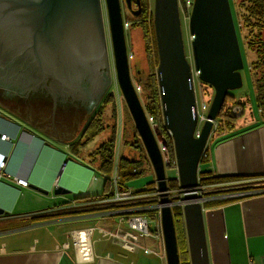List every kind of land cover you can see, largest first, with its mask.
<instances>
[{
	"label": "crops",
	"instance_id": "crops-1",
	"mask_svg": "<svg viewBox=\"0 0 264 264\" xmlns=\"http://www.w3.org/2000/svg\"><path fill=\"white\" fill-rule=\"evenodd\" d=\"M236 101L242 103L234 97L232 103ZM81 115L69 123L54 121L52 126L56 118L47 104L31 112L13 100L0 99V136H6L0 138V162H5L0 169V264H166L160 210H153L158 215L153 214V226L149 227L153 236H141V248L130 251L108 234L116 227L127 228L125 213L108 212L113 210L108 206H81L111 197L115 184L134 190L117 173L120 157L131 158L119 154L121 130L116 124L112 127L114 145L116 133L118 140L112 167L105 173L94 155L95 147L90 150L84 146L91 138L81 136L90 117L83 121ZM223 120V116L214 120L204 149L205 167L198 168L197 173L199 177L200 171H208L223 179L205 183L202 192L213 187L254 188L205 196L201 193L209 264H264V118L250 115L244 120L234 119L232 127L218 130L217 124ZM92 126L89 132L97 133L96 126ZM135 170L133 167L131 171ZM16 178L25 180L26 185L18 184ZM58 185L69 192L54 193ZM153 185L154 180L145 186ZM174 206L179 207L171 208ZM69 210L78 213L65 214ZM146 212L130 214L146 217ZM59 213L64 215L57 216ZM90 227L94 229L86 232Z\"/></svg>",
	"mask_w": 264,
	"mask_h": 264
},
{
	"label": "water",
	"instance_id": "water-1",
	"mask_svg": "<svg viewBox=\"0 0 264 264\" xmlns=\"http://www.w3.org/2000/svg\"><path fill=\"white\" fill-rule=\"evenodd\" d=\"M121 2L132 16L140 11V0H104L116 83L160 191L166 264H180L165 165L130 77ZM132 2L137 7L134 11ZM152 9L161 111L172 140L180 195L185 201L182 215L190 264H209L202 196L197 192L198 164L228 90L242 85L243 60L229 0H192L187 21L192 37V65L184 51L178 0H153ZM103 35L99 0H0V75L4 84L23 81L29 86L44 84L49 78L52 93L54 90L56 94L73 97L82 83L79 90L84 96L85 84L93 83L95 72L103 66ZM192 67L198 71V79L213 88L206 119L197 136ZM100 89L99 84L94 94ZM68 192L61 185L54 189L56 194Z\"/></svg>",
	"mask_w": 264,
	"mask_h": 264
},
{
	"label": "rangeland",
	"instance_id": "rangeland-1",
	"mask_svg": "<svg viewBox=\"0 0 264 264\" xmlns=\"http://www.w3.org/2000/svg\"><path fill=\"white\" fill-rule=\"evenodd\" d=\"M148 1L151 7L153 8V0H148ZM99 4H100V13L102 18V28L104 32L103 39L106 50L105 57L103 59V66L99 68L94 74L95 81L91 84H85L86 87L82 90L84 92V97L87 99V101H86V105L82 107V112H81L82 115L80 114L81 115L80 117L83 118V121L86 116L90 117L91 114H93V110L101 103L103 97L107 93H112L113 98L110 99L109 102L103 103V105L100 107L101 108L100 116L102 117L101 119L103 126L102 129L95 134L94 132L91 133L92 136L90 140L84 146H87L86 148L90 150L94 147L96 149L99 145L104 144L108 140H113L112 145L115 148L118 140V133H116L117 140L114 145L115 141L112 135V127L115 126L116 124L118 129L121 130L120 131L121 136L119 141V146H120L119 154L131 156L130 168L132 170V168L134 167L137 170V176L123 181L134 190L142 189L145 187L146 183L155 180V175L151 163L146 155L145 149L142 146L139 137L135 135L133 120L131 118L128 108L124 102L123 97L121 96V93L116 83L104 0H99ZM229 4H230L237 40L243 60V67L240 70L242 85L239 88L228 90L229 94L239 98L242 102V103L237 101L234 103L230 102L228 103V106L232 107L235 104L240 105L241 111L238 110V113L236 115H232L230 113L226 115L232 116V119L234 118L237 120L238 119L244 120L248 118L250 115L252 117H254L255 115H259L261 117L255 97V92H254L255 88L253 85L254 84L253 75L256 71L254 66L257 60V52L255 50L248 48V46L245 43L244 40L245 31L242 29V27L239 24L237 11H236L237 10L236 1L229 0ZM121 9H122L123 21L127 24L125 28V41H126L127 52L128 55L130 56V58L128 59L130 77L133 85H137L139 82L140 85L139 84L138 85L141 87L142 82H144L145 80L148 62L146 58L144 40L141 29L139 26L132 27L131 25L132 23L139 22V19L137 17L132 16V14L126 9L125 5L122 2H121ZM180 21H181L180 22L181 33H182L185 55L188 62L192 65V55L190 49L191 38L187 28L188 15L183 14L181 12ZM80 84L82 88V83ZM99 84L101 89L99 92L94 94L95 88H97V85ZM193 84H194L195 100L198 107H200L201 102H204L207 106H209L210 100L213 96V88L207 85L206 83H203L195 75L193 77ZM79 88L80 86L77 89L78 91H76L77 95H79V92L81 90V88L80 90ZM138 96L145 109V105L148 103L147 91L142 90L141 87V91L138 92ZM98 98L99 100L98 102H96ZM52 101L53 100H50V102L47 104L48 109L51 111L52 108L54 107V102ZM51 102H52V108H51ZM17 103L21 108L24 107L26 108V110H29L31 112L41 110L44 108V104L46 105L43 99L37 98L35 97V95L26 96L25 98L20 99ZM94 104L96 105L94 106ZM221 125H222V121L218 122L217 127H221ZM92 127H95V123L93 124ZM94 155L101 163L100 156L97 154ZM90 157L91 160H94L93 155ZM115 158H116V154H114V159ZM204 167L205 165L203 164V162H199L198 168H204ZM104 172L108 173V171H104ZM164 174L167 181L166 182L167 187L170 189H177L179 185L175 175V167L165 166ZM150 185H152V183H150ZM216 189H217L216 187H213V189L205 190L204 192H211ZM136 204H140V203H136ZM173 209L174 208L172 207L171 210L173 211ZM69 212L71 211L69 210ZM153 214H155V216L158 217L155 211L154 213L153 211L146 212V217L150 229L153 226L152 223V220L154 219Z\"/></svg>",
	"mask_w": 264,
	"mask_h": 264
},
{
	"label": "trees",
	"instance_id": "trees-1",
	"mask_svg": "<svg viewBox=\"0 0 264 264\" xmlns=\"http://www.w3.org/2000/svg\"><path fill=\"white\" fill-rule=\"evenodd\" d=\"M237 6V16L239 20V24L242 29L245 31L244 40L248 48L255 50L257 52V60L255 63V73L253 77L254 88L256 92V101L258 104V108L260 110L261 116L264 118V0H235ZM140 5L142 6V13L137 16L139 22L132 23V27L139 26L143 35L144 40V47L146 58L148 62L147 72L145 76L144 82H142V90L147 91L148 93V103L145 105V112L148 117H152L153 121L155 122V126L157 132L161 134L166 144L169 147L170 155L173 159V147H172V140L171 137L168 135L166 128L164 127L162 111H161V104H160V95H159V88H158V80L156 75V69L158 64V56H157V49H156V42L154 36V28H153V20H152V7L148 0H140ZM150 6V7H149ZM139 84V82H138ZM134 85V87H139L141 91V87L139 85ZM113 98L112 93H107L101 103L93 110V114H91L90 118L88 119L86 125L83 128V132L81 136H88L89 138L92 136L89 132V127L95 122L96 130L99 132L102 129V117L101 114V106L103 103L109 102L110 99ZM228 101V102H226ZM234 101V96L231 94H227L222 102L221 108L218 112L217 117L223 116L224 120L222 122L221 127H232L231 123L234 120L231 116L224 114L225 108L228 106V103ZM226 111V110H225ZM98 115V116H97ZM223 126V127H222ZM88 130V131H87ZM217 130V129H216ZM88 132V134L86 133ZM135 135H137L136 130H134ZM86 133V134H85ZM96 133V132H94ZM140 140V139H139ZM113 140H108L104 144L99 145L94 154H97L101 158L100 167L101 170L109 171L112 167L113 162V149L114 146L112 145ZM141 142V141H140ZM113 146V149H112ZM136 146V145H134ZM206 152L202 154L200 158V162L206 159ZM131 158H126L121 156L118 161L117 173L121 181L127 180L129 178L137 176V171H131ZM173 166V165H172ZM133 169V168H132ZM199 175L201 176L199 183H215L218 182L223 177H214L209 175L208 171H200ZM109 182L108 178H106V190H107V183ZM252 186H240V187H233V188H217L214 191L206 192L202 194L208 193H233V192H240L246 191L249 189H253ZM105 190V191H106ZM172 200L178 199V194H175L171 198ZM173 221L175 227V235H176V242L178 248V255L180 264H189L188 262V250H187V240L185 236V229H184V221L183 215L179 207H173ZM90 210V209H89ZM86 210V211H89ZM86 212L85 210H83ZM81 212V211H80ZM68 213H78V211L67 212ZM57 216L64 215L62 213L56 214Z\"/></svg>",
	"mask_w": 264,
	"mask_h": 264
},
{
	"label": "built area",
	"instance_id": "built-area-1",
	"mask_svg": "<svg viewBox=\"0 0 264 264\" xmlns=\"http://www.w3.org/2000/svg\"><path fill=\"white\" fill-rule=\"evenodd\" d=\"M192 6V0H178V7H179V13L183 14H189L190 9ZM127 24L124 22V27L126 28ZM190 38H192L190 36ZM192 79L194 75L198 76V71L195 69H191ZM198 78V77H197ZM137 92L140 91L139 87H135ZM197 107V115H198V121L197 126L194 131V135L197 136L200 125L202 122L206 119V111L208 106L201 102L200 107L196 104ZM238 110L241 111L240 105H234L232 107H229V110L227 112L236 115L238 113ZM148 121L151 125V127L154 130L155 138L158 143V147L162 156V161L165 166H171L175 164V161H172V157L170 155L169 147L166 144V141L164 137L157 132L155 122L153 121L152 117H148ZM214 125L215 122L213 121ZM168 135L170 136L169 132L167 131ZM5 134H2L0 136L1 139H5ZM171 137V136H170ZM5 162H0V169L4 167ZM201 176L198 177V194H201L203 189L205 188V185L200 182ZM115 181V180H114ZM16 182L20 185H26V181L20 178H16ZM169 199L171 201V205H177L181 209L183 208L184 200L182 199V196L180 195V189H168ZM175 194H178V199L172 200V196ZM160 197V191H158L157 186H145L144 188L134 191V190H126L123 189L120 186H117L115 184V190L111 197H103L100 199H94L87 201L81 206L87 205V206H95V207H102V206H108L110 208H113V210H109L108 212H117V213H125L126 216V222H127V228H121L116 227L114 230H111L108 234L110 236V239L116 241L121 247L127 249L136 251L141 248V236H153L150 233V229L148 226V220L147 217L143 215H136V214H130L134 211H153L157 210L159 212L161 204L159 202ZM134 203H140V204H134ZM82 208V207H81ZM182 211V210H181ZM93 227H90L86 229L85 231L90 233L91 230H93ZM76 241L73 240V243ZM147 251V250H145Z\"/></svg>",
	"mask_w": 264,
	"mask_h": 264
},
{
	"label": "flooded vegetation",
	"instance_id": "flooded-vegetation-1",
	"mask_svg": "<svg viewBox=\"0 0 264 264\" xmlns=\"http://www.w3.org/2000/svg\"><path fill=\"white\" fill-rule=\"evenodd\" d=\"M131 9L133 11L137 9L134 2H132L131 4ZM141 13L142 6L140 5V11L137 16H139ZM18 82L19 83L9 82L7 83L8 85L4 84V78L0 75V99H10L17 103L20 99H23L26 96L35 95V97L43 99L46 104H48L50 100H53L52 102H54V107L52 108L51 102L52 111H49L53 115V117L56 118V120H52V126L54 125V121L58 124L60 119L64 120V122L66 123H69L73 121V119L78 118L82 112V107L86 105L87 99L82 96V93L80 92L79 95H75L74 97L71 95L64 96L56 94V92L54 93V90L52 93V91H50L49 89V78L45 80L44 84L36 83V85L34 86L25 85L23 81Z\"/></svg>",
	"mask_w": 264,
	"mask_h": 264
},
{
	"label": "bare ground",
	"instance_id": "bare-ground-1",
	"mask_svg": "<svg viewBox=\"0 0 264 264\" xmlns=\"http://www.w3.org/2000/svg\"><path fill=\"white\" fill-rule=\"evenodd\" d=\"M83 228H84V227H83ZM80 232H81V231H79V232H76L75 234H77V235H78ZM82 232H85V231H82ZM74 236H75V235H74ZM78 238H79V237H78Z\"/></svg>",
	"mask_w": 264,
	"mask_h": 264
}]
</instances>
